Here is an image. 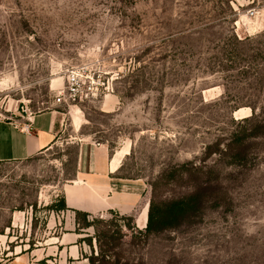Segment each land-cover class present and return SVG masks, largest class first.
<instances>
[{
    "label": "rangeland",
    "instance_id": "rangeland-1",
    "mask_svg": "<svg viewBox=\"0 0 264 264\" xmlns=\"http://www.w3.org/2000/svg\"><path fill=\"white\" fill-rule=\"evenodd\" d=\"M73 68L102 95L58 106ZM27 108L61 121L0 164V264H264V0H0V120ZM86 142L144 196L78 231L61 203ZM189 195L193 217L146 232L147 204Z\"/></svg>",
    "mask_w": 264,
    "mask_h": 264
},
{
    "label": "crops",
    "instance_id": "crops-1",
    "mask_svg": "<svg viewBox=\"0 0 264 264\" xmlns=\"http://www.w3.org/2000/svg\"><path fill=\"white\" fill-rule=\"evenodd\" d=\"M60 121L56 111L37 113L32 119L31 132L26 134L22 131L24 119L16 122L0 120V164L26 161L46 152L55 142ZM115 157L105 145L88 142L80 145L77 179L63 189L67 213L77 210L98 216L123 209L120 206L125 199L134 201L132 209L137 211L144 190L117 176L121 166L113 169ZM69 235L78 239L76 234ZM23 259L24 253L16 257L17 261Z\"/></svg>",
    "mask_w": 264,
    "mask_h": 264
},
{
    "label": "trees",
    "instance_id": "trees-1",
    "mask_svg": "<svg viewBox=\"0 0 264 264\" xmlns=\"http://www.w3.org/2000/svg\"><path fill=\"white\" fill-rule=\"evenodd\" d=\"M200 201L201 200L198 197L189 195L185 198L168 202L165 204V208L159 212V216H157L155 203L152 201L150 206L149 204L145 206V208H148V218L146 228L144 229L149 233L152 231H161L167 227L176 228L182 221L195 215ZM61 204V208L63 210H69L66 206L64 198ZM74 213L76 215L75 226L78 231L93 227L92 223L96 216L77 210H74ZM89 219H92L93 221H90Z\"/></svg>",
    "mask_w": 264,
    "mask_h": 264
},
{
    "label": "built area",
    "instance_id": "built-area-1",
    "mask_svg": "<svg viewBox=\"0 0 264 264\" xmlns=\"http://www.w3.org/2000/svg\"><path fill=\"white\" fill-rule=\"evenodd\" d=\"M250 17H256L257 13L253 10L249 12ZM103 92L101 80H95L88 74L85 68H73L68 71L65 85L55 96L54 102L58 106H70L72 104L85 103L90 100L98 99ZM24 124L22 131L29 134L32 130V119L35 116L28 108L23 112Z\"/></svg>",
    "mask_w": 264,
    "mask_h": 264
},
{
    "label": "bare ground",
    "instance_id": "bare-ground-1",
    "mask_svg": "<svg viewBox=\"0 0 264 264\" xmlns=\"http://www.w3.org/2000/svg\"><path fill=\"white\" fill-rule=\"evenodd\" d=\"M116 167L114 166V164H113V169H115Z\"/></svg>",
    "mask_w": 264,
    "mask_h": 264
}]
</instances>
